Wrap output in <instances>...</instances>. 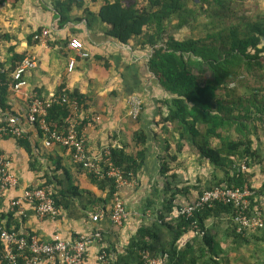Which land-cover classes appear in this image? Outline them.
<instances>
[{"label":"crops","instance_id":"crops-1","mask_svg":"<svg viewBox=\"0 0 264 264\" xmlns=\"http://www.w3.org/2000/svg\"><path fill=\"white\" fill-rule=\"evenodd\" d=\"M137 1L140 7L147 2ZM54 2L0 0L2 67L10 69L15 54L35 55L38 60L37 67L23 75L25 85L20 90L9 87L4 107L0 102V122L9 114L18 116L32 148L29 154L17 138H0V153L10 159L11 170L18 178L17 185L0 196V217L4 215L0 222L23 235H36L48 242L55 235L70 240L79 234L99 230L102 239L88 246L84 264H138L134 260L135 249L133 251L131 247L139 230L158 220L157 223L162 225L156 227L160 238L149 240L157 246L169 242L178 232L179 206L193 202L214 173L221 176V171L214 170L193 153L182 152L176 159L168 160L170 169L162 173L161 158L166 153L159 140V101L170 95L159 85L148 66L152 48L144 44L147 37L137 36L126 43L112 37L109 33L111 25L98 15L106 0H83L81 6L71 9L70 19L65 22H60ZM176 22H165V36L169 34L182 39L192 26L174 28ZM197 22L202 23V19ZM42 28L50 30L46 42L34 38ZM72 39L78 40L83 51L88 53L87 57H78L68 47ZM70 57L76 58L71 71L68 70ZM62 91H78L85 95L77 114L80 125L85 121L81 130L90 152L97 153L104 147L118 145L136 154L143 146H137L134 134L143 130L147 136L144 161L134 175L135 183L119 188L129 212L121 225L111 222L112 202L107 200V191L91 182L86 171L74 162L70 150L57 144L45 146L39 127L26 120L30 94L47 99ZM132 95L143 100L137 119L129 116L128 100ZM165 110L162 109L164 113ZM169 150L168 154L173 155L174 152ZM261 155L264 161V152L261 151ZM262 164L257 163L249 170L253 174L251 183L256 188L262 187L264 182ZM47 179L52 191L59 196L56 218H41L28 205H23V214L17 208H10V199L20 197L24 189L44 185ZM256 193L251 207L259 208L264 214V193ZM97 213H100L99 218L93 220ZM204 223L216 249L218 264H264L263 230L249 232L244 235V242L237 243L233 237L226 236L231 224L229 215L209 216ZM194 238L197 236L189 229L183 230L175 240L177 251H184ZM102 251L107 253L105 261L98 258ZM36 264L61 263L56 258L44 256Z\"/></svg>","mask_w":264,"mask_h":264},{"label":"trees","instance_id":"trees-1","mask_svg":"<svg viewBox=\"0 0 264 264\" xmlns=\"http://www.w3.org/2000/svg\"><path fill=\"white\" fill-rule=\"evenodd\" d=\"M242 1L245 0H147L140 7L137 0H106L98 13L102 21L111 25L110 35L120 42L126 43L137 36L147 37L144 44L152 48L148 66L159 85L170 95L159 101V140L166 153L161 158L162 173L170 169L168 160L176 159L177 154L190 152L197 155L214 170L221 171V176L214 173L212 180L199 193L214 186L249 188L254 195L256 192L264 193V182L262 187H254L250 180L253 174L249 171L263 161L254 136H258L260 130L264 131V15H237L236 7ZM82 3L83 0H55L54 8L60 22L69 20L71 9ZM200 17L207 19L203 36L182 39L169 34L165 36V22L176 20L174 28H180L192 25ZM24 57L23 54H15L10 69L0 72L2 106L13 83L11 73ZM0 66L3 65L0 63ZM238 80L246 88L239 95L231 86ZM62 92L75 98L79 105L84 101L85 95L78 91ZM164 108L165 113L162 111ZM71 114L68 105L51 103L47 106V124L51 129H63L67 127ZM83 123L78 129L81 130ZM134 138L137 146H143L136 154L128 152L125 146H110L113 163L127 177L129 174L134 176L144 161L147 136L143 130H138ZM17 140L30 154L32 148L28 136L23 134ZM171 142L175 146L173 155L168 154ZM186 143L191 145V150L185 151ZM242 162L247 167L244 171L240 168ZM77 166L83 169L81 165ZM86 173L93 184L107 191V200L113 203L114 179ZM49 183V179L44 181L45 185ZM51 196L59 207L57 193L52 191ZM233 212L232 205L223 203L198 212L195 217L204 234L189 242L182 252L177 251L175 240L183 230L189 229L190 219L180 217L178 232L161 246L149 240L160 238L156 227L162 225L157 220L139 230L131 247L133 251L135 249L134 260L138 264H146L138 250H147L152 256L167 253L162 264H218L215 259L217 252L204 222L209 216L229 215L231 224L226 236L242 243L245 236L236 231ZM4 254L5 244L0 237V264H7ZM17 264H24V261L19 259Z\"/></svg>","mask_w":264,"mask_h":264},{"label":"built area","instance_id":"built-area-1","mask_svg":"<svg viewBox=\"0 0 264 264\" xmlns=\"http://www.w3.org/2000/svg\"><path fill=\"white\" fill-rule=\"evenodd\" d=\"M50 30L42 28L34 34V38L40 42H46L49 38ZM68 47L75 52L78 57H87L88 53L83 51L80 43L72 39ZM76 62L75 57H70L68 61V70L71 71ZM38 60L35 55L25 56L11 73L13 83L10 87L14 90H20L25 85L23 75L28 71L36 68ZM5 68L0 66V72ZM26 120L33 125H38L43 135L45 146L57 144L70 150L75 163L89 173H93L99 178L108 176L114 179L116 189L113 192V203L110 212L111 222L115 225H121L128 217L129 212L125 207L124 200L119 192L122 185H133L134 176L124 175V172L116 166L110 153V147H104L97 153L90 152L87 148V138L82 130L78 129L80 118L77 114L80 107L75 98H70L66 93L55 94L50 98L44 99L36 94H30ZM68 105L72 114L68 118L67 127L63 129H51L47 124V106L51 103ZM129 116L137 119L142 111L143 100L139 96L132 95L129 100ZM16 115L9 114L0 122V138L6 136L20 137L25 134V130ZM118 145H116L117 147ZM119 147V146H118ZM241 170H246V164H240ZM18 183V178L11 170L10 159L0 153V196H3L8 190L14 188ZM52 187L50 184L41 185L35 188L24 189L20 197L9 200L10 208H17L23 214L25 207L28 205L41 218H56L59 210L51 196ZM253 191L249 188L238 186H214L198 194L195 200L179 206L177 209L178 217L190 219L189 230L195 236H202L204 229L200 226L198 219L195 217L198 212L206 208L213 207L217 203L232 205L234 212L232 221L236 231L242 235L255 230L264 231V214L259 208L251 207ZM100 213L93 215V220L99 218ZM0 237L5 244V254L7 264H17L19 259L24 264H36L42 257L56 258L61 264H84L86 250L90 244L102 239L101 231H95L91 234H79L74 239L65 240L55 235L52 241H44L36 235H23L13 229L7 230L0 225ZM146 264H162L167 253L159 256H152L149 251L142 250L139 252ZM107 253L102 251L99 259L105 261Z\"/></svg>","mask_w":264,"mask_h":264},{"label":"rangeland","instance_id":"rangeland-1","mask_svg":"<svg viewBox=\"0 0 264 264\" xmlns=\"http://www.w3.org/2000/svg\"><path fill=\"white\" fill-rule=\"evenodd\" d=\"M236 12H237V15H245L247 17H251L253 15H257V16L264 15V0L242 1V4L237 5ZM204 18L206 19V17L199 18V20L202 19V23L197 22V21L192 23L191 25L192 28H189L188 31L184 33V35L181 37L182 38L184 37L197 38L199 36H203L205 34V22L207 21V19L205 21ZM232 84H233L231 85L233 86L232 88H236L235 93L237 95L242 94V92L246 89L240 80L236 81L235 83L233 82ZM254 141H255V146L259 147L263 153L264 152V131L262 132V130H260L259 135L254 136ZM185 146H186L184 148L185 151L191 150V145L189 143H186ZM170 149L172 150V152H174L175 146L173 142H171ZM262 163H263L262 165H264V161Z\"/></svg>","mask_w":264,"mask_h":264}]
</instances>
